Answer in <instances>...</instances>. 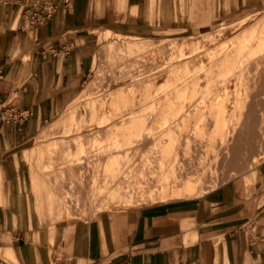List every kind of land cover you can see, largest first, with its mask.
Here are the masks:
<instances>
[{"label":"crops","instance_id":"1","mask_svg":"<svg viewBox=\"0 0 264 264\" xmlns=\"http://www.w3.org/2000/svg\"><path fill=\"white\" fill-rule=\"evenodd\" d=\"M32 1L0 0V264H264V161L197 196L59 219L39 210L40 166L23 165L82 89L101 32L200 33L264 0H52L53 17L29 27Z\"/></svg>","mask_w":264,"mask_h":264},{"label":"rangeland","instance_id":"2","mask_svg":"<svg viewBox=\"0 0 264 264\" xmlns=\"http://www.w3.org/2000/svg\"><path fill=\"white\" fill-rule=\"evenodd\" d=\"M263 24H264V2L262 5H254L251 9H248L246 11H238V12L231 13L228 15H223L221 16V18L216 20L211 26H207L204 29H202L200 33H193L191 31L177 32V33H174L168 36L144 38V37H138V36H133V35L120 34V33L113 32L111 30H106L104 32H101L100 37H99L98 48L94 54L93 69L90 75L88 76V78L86 79V81L84 82L82 89L78 92L76 97H74L60 111L59 115L56 118H54L50 122L44 123L41 126L38 133L35 134L34 137L29 141L30 148L25 151V154L23 156L24 158L23 165L24 166H40L39 173H41V176H43L46 182L49 183V186L45 185V182L43 183L40 180L38 173L34 170L32 171V176H33L32 178H33V185H34L33 188L38 195V199H39L38 203H39L40 212L46 211V214L50 218L59 219L64 216H75V215H83V214L95 215L102 209L138 207V206L155 203L158 201H165V200L184 198V197H192V196H197L212 188H215L220 183H222L223 181L227 180L228 178L232 176L238 175L242 172L244 173V170H241V169L240 170L239 169L229 170V168L232 166H236V167L243 168V169L247 168V169H250V172H251L255 166H258L260 162L264 161V151H263L264 150V138L261 139L264 136V130H263L264 129V95H263L264 85H262L264 83L263 81L264 80V69H263L264 65H262L264 64V55H263L264 47L262 48V50H256V51H259L258 55L260 56L262 55L261 57L263 59L260 56L256 57L254 54L257 55V53H255V50L253 47L255 36L249 35V33L248 34L246 33L248 35V38H246L247 35H244V33L245 31L248 32L255 28L256 30L257 29L259 30L261 29ZM242 35L243 37L244 36L246 37H244L243 39ZM240 36H241V39L247 41L245 42L247 44H246V47H243L239 52L237 51L235 53L236 56L238 55L236 57L237 62L238 60H240V62L237 64L239 66L235 65L236 63L234 64L231 63V64L234 65L236 70L234 69L233 65H232L233 67L232 68L231 64L229 63L223 66L221 65L222 67L220 66V64H218L216 65L217 66L216 67L215 59L219 61L221 59V55H222L221 53H224L226 50L231 48L230 41L232 42L233 40L240 38ZM197 39H201L203 41H208V39H210V41L206 44L204 48L196 50V52L192 48L188 49L186 47L187 41L189 43H194ZM228 43H229V47L227 46ZM129 44L133 45L134 49L133 48L130 49ZM225 46H227V49ZM221 47L223 48L222 49L223 51L219 52ZM187 50H190V52L182 56V54ZM252 50H253V53H251ZM203 52H206L207 55L205 53L203 54ZM218 53H220L219 56H217ZM192 54L194 55V57ZM249 55L252 56L251 60L253 59V57H255L253 59L254 61H251L249 59L250 58ZM189 56L192 58L198 57L196 59L195 65L193 64L190 65L188 64V62H186L189 59H191L189 58ZM214 57H220V58L217 59ZM255 61H258V62L255 63ZM203 63H205V65L207 66V67L204 66L206 70H204L205 68L203 69V65H202ZM210 64H212V66ZM251 64H252V67H251ZM212 67L214 69L218 68V69H215L217 73L215 72V70L211 72ZM230 67L232 70L233 69L234 70L231 71ZM208 68L210 69L208 70ZM223 68L225 69L226 73L223 71ZM237 68L239 71L237 70ZM258 68H259V71H257ZM260 68H262L263 77H261L262 75H261ZM165 70H167L165 81H163L161 84H157L156 82H155L156 84L148 83L149 81L151 80L153 81V79L155 80V78H158V73H162L163 71L165 72ZM177 70H179L180 72L177 75L178 78L174 74V72L177 73ZM195 71L200 73L199 78H202V81H199V83L197 82L198 85L197 83H194V82L193 84H190L192 83L190 80L193 81V78L195 76L193 74L194 73L197 74ZM205 71L208 73L206 74ZM222 71L225 74L228 73L229 76L233 72V75L230 76L231 80L229 76L227 77L228 74L225 75L223 74ZM241 71L242 73L246 72V75L242 74ZM153 73H155L156 75ZM218 73L220 74V76L215 78L218 75ZM255 73L256 75H254ZM211 74H213L215 77H212L213 75ZM222 74L224 78L222 77ZM248 74L250 75L249 77L251 79L247 77ZM182 75L186 76L187 78H190L188 79L189 80L188 83L190 82L189 83L190 85L186 82L187 78L186 77L183 78L184 76ZM236 75L238 76V79H236L235 77ZM243 75L245 76V78L243 77ZM180 76L182 77V79H185L186 81L185 80L182 81V79H180L181 78ZM192 76L193 78H191ZM209 76H211L212 78ZM255 76L256 78L252 79V77H255ZM174 77H176L175 78L176 82H175ZM226 77L228 80L226 79ZM240 77L241 78L243 77V78L239 79ZM232 79L236 81L233 84L234 85L233 91H234V95L236 96L233 99V101H231L230 103L231 111H229V113L226 115L227 125L224 128L218 130L215 126H213L214 122L216 121L215 115H209V114H210V111L213 110L212 108L213 105H216L218 102L219 103L222 102V100H219V95L221 96V94H225L228 91H230L231 88H233L230 86L231 84H229L232 81ZM178 80L179 81L181 80V81L179 82ZM253 80H256L257 83ZM171 81L173 84L171 83ZM208 81L209 82L211 81L210 82L211 84ZM254 82L256 85L253 84ZM203 83H204V86L205 85H207V87L211 86L210 88L205 87V90H203L204 92L206 91L205 94H203L202 90L198 91L201 88L204 89V86L201 85ZM217 83H219L218 85L220 87L215 85ZM181 84H183L182 86L186 87V89L181 87ZM250 84L251 86L255 85L258 87H256L255 89V87L254 86L251 87ZM191 85H194L193 87L194 90L192 87L189 88V86ZM87 87L92 88L93 89L92 92L91 90L89 91L90 93L86 92L85 89ZM122 88L127 89L129 91L131 98H130V101L128 100V102H124V104L123 103L121 104L123 105V107L122 106L120 107L121 110L119 109L120 110L119 113L121 114L123 112L124 113L122 115L120 114L119 115L122 116L123 119L120 120L121 117L118 116L117 114L114 116L115 122L123 121L125 119L124 116H126V119H128L129 115H131L132 113H135L134 115L137 118L142 119L143 123L146 122V124L149 127V130H151L152 127L153 129L150 133L151 137L150 136L146 137L145 135L146 137L145 138L144 134H140L141 136L143 135V137H141L140 135H138L139 133L138 134L135 133L137 137H135V134L133 133H130L124 137L126 140L125 142H127L128 144L127 145L128 147L124 146V148L121 149V151H124V152L120 151L122 154H120L119 152L118 153L120 155L116 153L118 154L117 155L118 157H120L121 155L122 156L125 155V161L117 165L115 164L116 166L119 167L118 169L119 173H120V170L122 169L120 173L121 176L118 177V179L120 178V180H117V182L119 183V186L121 187V189L123 190L130 189L131 190L130 193L133 191L132 195L134 198L132 197V200H133L132 202H123V203H117V204L110 203L109 204L108 198H109L110 191H109L108 185L110 186V184L108 182V177L106 176L107 175L106 172L108 171L109 158L111 157L112 153L114 152L113 150L115 149L112 147L113 145H111V150L109 149L110 148L109 144H111L113 140L109 138L107 136V132H105V128H107L108 126L104 128L101 127L103 129L101 128L99 129V127L88 124V123H91L88 120L92 117L88 112L89 109L87 105L88 103L91 104L92 101L100 102L101 100L104 103V108L106 109L107 108L106 98L108 97L107 94H109L112 90H118ZM162 88L165 89V91H163ZM213 88H217L216 89L217 91ZM181 89H183L182 92H181ZM171 90H173L174 93ZM184 90H188V91L184 92ZM239 90H241L242 92H239ZM155 91L158 92L160 95L158 93L155 94L156 93ZM167 91H168L167 94L164 93ZM189 91H191V93ZM179 92L184 93V94L186 92H189L190 96L188 94L184 95L181 93L179 95ZM193 92L195 94V95L193 94L195 97L192 95ZM211 92L216 93V94H211L212 96L209 98L208 94H210ZM252 94L254 95V97ZM243 95L245 98L243 97ZM250 95H252V97H250ZM158 96H160L159 97L160 101H159V98L157 99ZM213 96L214 97L216 96L215 97L216 99ZM238 98H239V101H237ZM172 99H176V100L172 101ZM180 99H183L184 102L183 100H180ZM169 100L170 102L172 101L175 104L176 103L177 104L176 105L173 104L175 106L173 105L171 106V104H168L170 102H167ZM217 100L219 101L217 102ZM165 101H166L167 106L164 103ZM156 102H158L159 104L158 103L156 104ZM178 102H180L179 105H178ZM237 102L244 104L243 112L241 113V115H239L240 113L239 104ZM247 102H248V106L246 105ZM253 102L255 105L252 104ZM210 103L211 105L209 107L208 104ZM180 104H181V108H180ZM192 104L196 106H193ZM199 104L200 106H202V108L199 106ZM155 105H157L158 108H156ZM161 106H163L164 108ZM169 106H171L170 110L173 107L175 108L174 110H176V112L177 110L179 112L175 113V111L171 110L172 113L171 115H169V113L171 112L169 111V108H168ZM246 106L249 108H247ZM254 106H256V108ZM83 107L86 108L84 112L83 110H81ZM187 108H189L190 110ZM158 109L168 110L169 113L167 111V114H160L159 116L156 114V110L158 111ZM234 109H235V112L233 111ZM125 111H127V113ZM131 111L132 113H130ZM181 111H183V113H180ZM201 111H204L206 114L201 115L200 114ZM69 112L76 113V114L74 113V117L72 121H67V118L69 117L66 114ZM232 113L234 116L232 115ZM246 114L248 115L250 114L251 116L250 115L248 116ZM234 117H236L235 120H233ZM117 118H118V121L116 120ZM165 118L167 120H165ZM199 118L200 120H203L204 122L203 127H200L198 125L200 121ZM249 118L251 119L249 120ZM173 121L176 122L177 124L181 123L182 125L180 124L179 126H175L176 123H174ZM67 122H71L72 124L68 126V131L63 133L61 128L59 129L57 128V126L60 123H67ZM81 122L85 123L86 125L88 124V125L82 128L79 125V128H78L77 126L78 124H81ZM209 122L211 124H209ZM191 123L193 125L195 123L196 126L195 125L193 126ZM176 128L178 129L179 133ZM98 130H102V131H98ZM233 130H236V131L233 133ZM240 130L243 134L242 133L238 134ZM227 132L229 133L227 134ZM244 132H246L245 137H243ZM252 132L255 134L253 135ZM172 134L173 136L176 137L175 139L172 136ZM62 135H66V136L68 135V137H62ZM187 135L188 137H186ZM129 136H132L133 138L135 137V139L137 138L138 142L137 140L135 142V139L132 141L131 137ZM171 136L175 140L176 143L174 142L173 139H171ZM227 137H228V140H227ZM169 139L173 141V143L170 142ZM218 139L221 141H218ZM240 139L241 141L243 139V142H241ZM245 140L247 141L244 142ZM234 142L235 144H233ZM52 143H53V146H51L50 149H48V151L53 152V157L51 158L52 161L50 163H47L46 162L48 160L47 158L48 156L46 155L47 146H49ZM139 143H144V144L141 145ZM225 143H226V148H225V145H223ZM160 144L161 145L163 144V145L161 146ZM240 144L242 145L240 146ZM138 145H140L141 147H139ZM105 149H107L106 150L107 154L105 155V158L107 160L105 159L104 161L103 160L104 158H102V156L99 157L98 154L99 152H101V150H105ZM174 153L176 154V163L172 161V158H174L172 156L173 155L175 156ZM165 154H166V157H164ZM61 155H64L67 159H69V161L66 163H61L60 162ZM107 155L108 156L110 155V156L106 157ZM161 155H163V157H161ZM44 157L47 158V159H44L45 161L43 160ZM159 158L161 160L162 159L165 160L167 158L168 159L165 161H161ZM157 159H159L160 161ZM177 159L179 160L178 162L179 164L182 162L180 165L177 163L178 161ZM254 159L255 160L257 159L258 162L256 161V163H254L255 162ZM133 160L134 162H132ZM173 160H175V158ZM73 161L74 162L79 161L80 166L79 165L76 166V164L75 166L71 165ZM171 161L173 162L172 164L170 163ZM184 161H186V164L184 163ZM203 162H205V164H203ZM198 163L201 165H199ZM46 164L48 165L46 166ZM173 164L174 166L176 164L175 167L177 169L174 168ZM187 165H191V166H187ZM196 172L200 173L203 176V179L205 180L202 181L201 185L199 186L198 190L195 193L182 194V195L174 194L173 195V193L169 192V191L181 188L182 182L184 183L185 179L188 176L194 175ZM251 182H252L251 179L248 178V183H251ZM178 183L180 185H178ZM139 193L140 195H138ZM141 193L143 195H141ZM154 193H157V194L155 195ZM139 196L140 197L142 196L144 198L142 197L139 198ZM150 196L154 198H150ZM145 197H147V199ZM59 205L63 207L60 209V211H59V208L57 209ZM65 205L66 207H64ZM70 209L72 211L71 213H70Z\"/></svg>","mask_w":264,"mask_h":264},{"label":"bare ground","instance_id":"3","mask_svg":"<svg viewBox=\"0 0 264 264\" xmlns=\"http://www.w3.org/2000/svg\"><path fill=\"white\" fill-rule=\"evenodd\" d=\"M255 28V27H254ZM250 30V29H249ZM249 33V35H254L255 37V40H254V45H253V47H254V50H255V53H257V55L256 54H254L256 57L257 56H260V55H258V52L259 51H256V50H262V48L264 47V24H263V26L261 27V29H257L256 30V28L255 29H252L251 31H248V32H246L245 31V33H244V35H247V34ZM241 35V34H240ZM238 36V35H237ZM239 37V36H238ZM244 37H246V36H244ZM244 37H243V35H242V38L244 39ZM237 38V37H236ZM246 38H248V35H247V37ZM243 39H241V36H240V38H238V39H236V40H233L232 42L230 41V46H231V48L230 49H228V50H224L225 52L224 53H221L222 55H221V59L218 61V60H216L215 59V66L216 65H218V64H220V66L222 65H226L227 63H229V64H231V63H236L235 65H237L239 62H240V60H238V62H237V60H236V57L238 56H236L235 55V53L238 51H240L243 47H246V44L247 43H245V42H247L246 40H243ZM210 41V39H208V41H203V40H201V39H197L194 43H189L188 41H187V48L189 49V48H192L193 50H195V52H196V50H199V49H202V48H204L205 46H206V44L208 43ZM252 42V41H251ZM227 45V44H226ZM223 46V45H222ZM228 47H229V43H228V45H227ZM227 46H225L226 47V49H227ZM129 48L130 49H132L133 48V45H131V44H129ZM186 48V49H187ZM250 48V47H249ZM248 48V49H249ZM134 49V48H133ZM223 48L221 47L220 48V50H219V52L220 51H223L222 50ZM246 49V48H245ZM244 50V49H243ZM250 50V49H249ZM188 52H190V50H187V51H185L183 54H182V56L183 55H185L186 53H188ZM194 52V51H193ZM202 52V51H201ZM206 54V52H203V54ZM251 53H253V50H252V52ZM219 54L220 53H218V55L217 56H219ZM249 54V53H248ZM193 55V54H192ZM207 55V54H206ZM263 55H264V53H263ZM262 56V55H261ZM260 56V57H261ZM193 57H194V55H193ZM213 57V56H212ZM250 57V58H249ZM249 57H247V58H249L250 60H251V57L252 56H250L249 55ZM187 58V57H186ZM189 58H191V59H189L188 61H186V62H188V64H193V65H195V62H196V59L198 58H192V57H190L189 56ZM201 58V57H200ZM210 58V57H209ZM214 58H220V57H214ZM240 58V57H239ZM255 57H253V59H254ZM262 58V57H261ZM185 59V58H184ZM251 60V61H254V60ZM260 59V58H259ZM263 59V58H262ZM185 61H183V62H185ZM218 61V62H217ZM258 61H260V60H258ZM258 61H255V63L256 62H258ZM262 62H263V60H262ZM222 63V64H221ZM241 63H242V61H241ZM240 63V64H241ZM249 63H250V61H249ZM187 64V63H186ZM213 64H214V62H213ZM233 64H231V67H232V65ZM184 65H185V63H184ZM183 65V66H184ZM203 65V69L205 68L204 66H206L205 65V63H203L202 64ZM208 65V64H207ZM211 66H212V64H210ZM242 65V64H241ZM262 65H264V64H262ZM187 66V65H186ZM220 66H218V67H220ZM221 66V67H222ZM237 66H239V65H237ZM243 66V65H242ZM246 66V65H245ZM254 66V65H253ZM207 67V66H206ZM210 67V66H209ZM214 67V66H213ZM212 67V68H213ZM217 67V66H216ZM231 67H230V70L231 71H233L234 69L236 70V68L234 67V65H233V67H234V69L232 70L231 69ZM232 67V68H233ZM241 67V66H240ZM240 67H239V69H240ZM251 67H252V64H251ZM256 67V66H255ZM254 67V68H255ZM211 68V72L212 71H214L215 69H218V68H213L212 69ZM165 69V68H164ZM210 68H208V70H209ZM221 69V68H220ZM263 69H264V67H263ZM204 70H206V68L204 69ZM207 70V71H208ZM237 70H238V68H237ZM260 70H261V75H262V68H260ZM166 71L167 70H165V72L163 71L162 73H158V78H155V80L153 79V81L151 80V81H149L148 83L149 84H153V83H157V84H161L163 81H165V79H166ZM173 71H174V69H173ZM202 71V70H201ZM220 71V70H219ZM223 71L226 73V71H225V69L223 68ZM222 71V72H223ZM229 71V70H228ZM239 71V70H238ZM248 71H250V70H248ZM247 71V72H248ZM257 71H259V68H258V70ZM171 72V71H170ZM191 72V71H190ZM196 72V71H195ZM210 72V73H211ZM215 72H216V70H215ZM221 72V71H220ZM223 72V74H225ZM235 72V71H234ZM178 73H180L179 72V70H177V73H175L174 72V74L176 75V77H177V75H178ZM194 73V72H193ZM197 74H193V75H195L194 76V78H193V76L191 77V78H193V81L192 80H190L192 83H190V84H193V82L194 83H199V81H202V78H199V74L200 73H198V72H196ZM205 73L207 74L208 72H206L205 71ZM214 73V72H213ZM217 73V72H216ZM240 73V72H239ZM241 73H242V71H241ZM240 73V74H241ZM259 73V72H258ZM153 74H155V73H153ZM173 74V75H174ZM206 74H205V76H206ZM223 74H222V77H223ZM228 74V73H227ZM227 74H225V75H227ZM242 74H244V75H246V72L245 73H242ZM241 74V75H242ZM250 74V73H249ZM248 74V76L247 77H249L250 75ZM156 75V74H155ZM189 75V74H188ZM210 75V74H209ZM211 75H213V74H211ZM216 75V74H215ZM231 75H233V72H232V74ZM230 75V76H231ZM243 75V77L245 78V76ZM254 75H256V73L254 74ZM182 76H184V75H182ZM191 76V75H190ZM189 76V77H190ZM218 76H220V74L218 73V75L215 77L214 75L212 76V77H215V78H217ZM229 76V74L227 75V77ZM229 76V78H230V80H231V77ZM252 76H253V74H252ZM260 76V75H259ZM176 77H174V79L176 78ZM181 77V76H180ZM186 76H184L183 78H185ZM209 77H211V76H209ZM211 77V78H212ZM227 77H226V79H227ZM236 77V79H238V76L236 75L235 76ZM242 77V78H243ZM258 77V76H257ZM261 77H263V75L261 76ZM154 78V77H153ZM178 78V77H177ZM187 78V77H186ZM204 78V77H203ZM210 78V79H211ZM220 78V77H219ZM224 78V77H223ZM222 78V79H223ZM241 77L239 78V79H242ZM250 78V77H249ZM255 79L256 78V76L255 77H252V79ZM151 79V78H150ZM180 79H182V77L180 78ZM188 79H190V78H187L186 80L185 79H182V81L183 80H185L187 83H188ZM210 79H208V80H210ZM214 79V78H213ZM212 79V80H213ZM251 79V78H250ZM148 80V79H147ZM228 80V79H227ZM247 80H248V78H247ZM247 80H246V82H247ZM256 80H258V79H256ZM256 80H253V81H255L256 82ZM179 81V80H178ZM181 81V80H180ZM179 81V82H180ZM218 81V80H217ZM219 81H220V79H219ZM222 81V80H221ZM238 81V80H237ZM241 81V80H240ZM245 81V80H244ZM264 81V80H263ZM175 82H176V79H175ZM186 82H184V83H186ZM209 82V81H208ZM207 82V83H208ZM211 82V81H210ZM209 82V83H210ZM230 82V81H229ZM236 81L235 80H233L232 79V81L229 83V84H231L230 86L231 87H233V88H231L230 89V91H228L227 93H225V94H221V96L219 95V100H222V102H218L219 100H217V104L216 105H213V110L212 111H210V114L209 115H215V119H216V121L214 122V124H213V126H215L218 130H220V129H222V128H224L226 125H227V118H226V115L229 113V111H231V108H230V103H231V101H233V99L235 98V96L236 95H234V83H235ZM255 82L253 83V84H255ZM260 82V81H259ZM258 82V83H259ZM147 83V84H148ZM155 83V84H156ZM171 83H172V81H171ZM188 83V84H189ZM198 83H197V85H198ZM207 83H205V84H207ZM213 83V82H212ZM222 83V82H221ZM220 83V84H221ZM238 83V82H237ZM239 83H241V82H239ZM245 83V82H244ZM257 83V82H256ZM146 84V83H145ZM173 84V83H172ZM175 84V83H174ZM189 84V85H190ZM211 84V83H210ZM219 83H217V84H215V85H217V86H219L218 85ZM228 84V85H229ZM247 84V83H246ZM251 84H252V82H251ZM251 84H250V86H251ZM177 85V84H176ZM183 84H181V87H183L182 86ZM200 85V84H199ZM201 85H203L204 86V83L203 84H201ZM241 85V84H240ZM242 85H244V84H242ZM256 85V84H255ZM255 85H252V86H254L255 87V89H256V87H258V86H255ZM262 85H264V83L262 84ZM202 86V87H203ZM208 86H209V84H208ZM230 86H229V88H230ZM247 86V85H246ZM249 86V87H250ZM251 86V87H252ZM124 87V86H123ZM145 87V86H144ZM152 87H154V86H152ZM190 87H194V85H191V86H189V88ZM197 87V86H196ZM195 87V88H196ZM205 87H207V85H205L204 86V89H202L201 88V86H200V88L201 89H199L198 91H203V90H205ZM211 87V86H210ZM210 87H207V88H210ZM216 87V86H215ZM220 87V86H219ZM120 88V87H119ZM146 88V87H145ZM144 88V89H145ZM159 88V87H158ZM183 88H185L186 89V87H183ZM198 88H199V86H198ZM228 88V89H229ZM261 88V87H260ZM163 89V88H162ZM173 89V88H172ZM180 89V88H179ZM178 89V90H179ZM213 89H217V88H213ZM253 89V88H252ZM254 89V90H255ZM262 89V88H261ZM91 90V92H92V88H90V87H87L86 89H85V91L86 92H89ZM131 90H133V89H131ZM158 90V89H157ZM182 90L183 89H181V92H182ZM191 90V89H190ZM193 90H194V88H193ZM192 90V91H193ZM206 90H208V89H206ZM209 90H211V89H209ZM218 90H219V88H218ZM160 91V90H159ZM163 91H165V89H163ZM172 92H173V90H171ZM185 91H188V90H184V92ZM217 91V90H216ZM216 91H214V92H216ZM224 91V90H223ZM226 91V90H225ZM145 92V91H144ZM149 92V91H148ZM156 92V91H155ZM171 92V93H172ZM181 92H179V95H180V93ZM190 93H191V91H189ZM189 92H186L185 94H190ZM206 92V91H205ZM205 92L203 91V94H205ZM239 92H242L241 90H239ZM252 92V91H251ZM90 93V92H89ZM158 92H156L155 94H157ZM161 93V92H160ZM164 93H168V91L167 92H164ZM174 93V92H173ZM202 93V92H201ZM143 94V93H142ZM154 94V95H155ZM159 94V93H158ZM181 94H184V93H181ZM184 94V95H185ZM194 94V92L192 93V95ZM207 94V93H206ZM211 94H216V93H210V94H208L209 96V98L212 96ZM239 94V93H238ZM249 94H251V93H249ZM108 95V97L106 98V106H107V108L105 109L104 108V103L100 100V102L98 101V102H94V101H92L91 102V104H89L88 103V105H87V107H88V109H89V114L91 115V117L92 118H90L88 121L89 122H91V123H88V124H91V125H94V126H96V127H99V129L101 128V127H107V128H105V132H107V136L109 137V138H111L112 140H113V142L111 143V144H109V149L111 150V145H113L112 147L115 149V150H113L114 152L112 153V155H111V157L109 158V161H108V171L106 172L107 173V177H108V182H109V184H110V186L108 185V188H109V204L110 203H115V204H117V203H123V202H132L133 200H132V197H133V191L130 193V189L129 190H123V189H121V187L119 186V183L117 182V180H120V178L118 179V177H120L121 175H120V173H121V170H120V173H119V171H118V169H119V167L118 166H116L117 164H119V163H121V162H123V161H125V155L124 156H120V157H118L117 155L120 153V154H122L121 152H124V151H121V149L122 148H124V146H126V147H128L127 145V142H125L126 140H125V136L126 135H128V134H130V133H133V134H138V135H140V134H144V137H145V135H146V137H149L151 134V131H152V129H153V127H152V129L151 130H149V127H148V125L146 124V122H142V119H139V118H137L134 114L135 113H132V111L130 112V113H132L131 115H129L130 116V118H129V116H128V119H126V116H124L125 117V119L123 120V121H118V118L116 119L118 122H115V120H114V116L115 115H117L118 114V116H120V115H122L121 113H119L120 112V107L122 106L123 107V105H121L122 103L124 104V102H128V100L130 101V98H131V96H130V93H129V91L127 90V89H124V88H122V89H118V90H112L109 94H107ZM134 95V94H133ZM160 95V94H159ZM195 95V94H194ZM193 95V96H194ZM241 95V94H240ZM253 95V94H252ZM252 95H250V97H252ZM257 95V94H256ZM264 95V94H263ZM169 96V95H168ZM174 96V95H173ZM190 96V95H189ZM192 96V97H193ZM246 96V95H245ZM160 96H158L157 97V99L159 98ZM170 97V96H169ZM179 97V96H178ZM185 97V96H184ZM191 97V98H192ZM195 97V96H194ZM206 97V96H205ZM214 97V96H213ZM216 97V96H215ZM214 97V98H215ZM217 97H218V95H217ZM243 97H244V95H243ZM253 97H254V95H253ZM190 98V99H191ZM241 98H242V96H241ZM245 98V97H244ZM157 99H156V101H157ZM204 99V98H203ZM216 99V98H215ZM250 99V98H249ZM132 100V99H131ZM171 100V99H170ZM170 100L169 101H167V102H170ZM173 100H176V99H172V101ZM178 100H179V98H178ZM180 100H183V99H180ZM247 100V99H246ZM159 101H160V98H159ZM170 102V103H168V104H171V106L173 105V104H175L174 102ZM205 101V100H204ZM237 101H239V98L237 99ZM249 101H251V100H249ZM248 101V102H249ZM253 101H254V99H253ZM161 102H162V100H161ZM160 102V103H161ZM183 102H184V100H183ZM189 102V101H188ZM211 102V101H210ZM248 102H247V106H248ZM132 103V102H131ZM130 103V104H131ZM158 102H156V104H157ZM165 103V105H166V101L164 102ZM179 103L180 102H178V105H179ZM190 103V102H189ZM194 103V102H193ZM196 103V102H195ZM212 103H213V101H212ZM238 103V102H237ZM159 104V103H158ZM177 104V103H176ZM175 104V105H176ZM182 104V103H181ZM181 104H180V108H181ZM197 104V103H196ZM239 104V111H240V113H239V115H241V113L243 112V108H244V104H241V103H238ZM252 104H254V102L252 103ZM85 105V104H84ZM128 105V104H127ZM163 105V104H162ZM164 105V106H165ZM175 105H173V106H175ZM193 105V104H192ZM191 105V106H192ZM210 105H211V103L210 104H208V106L210 107ZM255 105V104H254ZM125 106V105H124ZM156 106V108H158L157 107V105H155ZM159 106V105H158ZM167 106V105H166ZM171 106H169L168 108H169V111H171V110H173V111H175V113H178L179 111L177 110V112H176V110H174L175 108H173L172 107V109L170 110V108H171ZM185 106V105H184ZM188 106V105H187ZM193 106H196V105H193ZM199 106H200V104H199ZM204 106V105H203ZM207 106V107H208ZM246 106V107H247ZM161 107H163V106H161ZM178 107V106H177ZM190 107V106H189ZM201 108H202V106H200ZM206 107V108H207ZM236 107H237V105H236ZM255 108H256V106H254ZM164 108V107H163ZM183 108V107H182ZM191 108V107H190ZM215 108V109H214ZM247 108H249V107H247ZM246 108V109H247ZM85 107H83L81 110H83V112L85 111ZM120 109V110H119ZM166 109V108H165ZM187 109H189V108H187ZM194 109V108H193ZM245 109V110H246ZM251 109V108H250ZM253 109V108H252ZM129 110V109H128ZM143 110H144V108H143ZM181 110H183V109H181ZM190 110V109H189ZM188 110V111H189ZM195 110V109H194ZM193 110V111H194ZM198 110H200V109H198ZM202 110V109H201ZM209 110H211V109H209ZM249 110V109H248ZM136 111V110H135ZM134 111V112H135ZM167 111L168 110H162V109H158V111L156 110V114L157 115H159L160 116V114H167ZM169 111H168V113H169ZM186 111V110H185ZM192 111V112H193ZM197 111V110H196ZM234 112H235V109L233 110ZM232 111V112H233ZM236 111H237V109H236ZM253 111V110H252ZM72 112H73V110H72ZM72 112H69V113H67L66 115L69 117V118H67V121H72L73 120V117H74V113H72ZM82 112V111H81ZM126 113H127V111H125ZM207 112H209V111H207ZM171 113H172V111L169 113V115H171ZM180 113H183V111H181ZM186 113V112H185ZM189 113V112H188ZM198 113V112H197ZM245 113V112H244ZM255 113H256V111H255ZM76 114V113H75ZM120 114V115H119ZM138 114V113H137ZM154 114V113H153ZM190 114V113H189ZM200 114L201 115H204V114H206L204 111H201L200 112ZM235 114V113H234ZM168 115V116H169ZM173 115H175V114H173ZM191 115V114H190ZM208 115V114H207ZM232 115H233V113H232ZM231 115V116H232ZM236 115H237V113H236ZM245 115V114H244ZM246 115H248V114H246ZM250 115V114H249ZM248 115V116H249ZM255 115V114H254ZM158 116V117H159ZM182 116V115H181ZM187 116H189V115H187ZM234 116V115H233ZM251 116V115H250ZM121 117V119L120 120H122L123 118H122V116H120ZM154 117V116H153ZM166 117V116H165ZM202 117V116H201ZM163 118V117H162ZM172 118V117H171ZM182 118V117H181ZM235 118L236 117H234V119L233 120H235ZM245 118V117H244ZM251 118H249V120H250ZM165 120H167L166 118H165ZM182 120H184V119H182ZM181 120V121H182ZM189 120V119H188ZM192 120H193V118H192ZM199 120H200V118H199ZM198 120V121H199ZM210 120V119H209ZM144 121V120H143ZM213 121V120H212ZM232 121V120H231ZM242 121H244V120H242ZM148 122V121H147ZM164 122H166V121H164ZM174 122V121H173ZM194 122V121H193ZM211 122V121H210ZM209 122V124H211ZM235 122H237V121H235ZM247 122V121H246ZM79 123V122H78ZM112 123H114V124H112ZM174 123H176V122H174ZM244 123V122H243ZM72 123L71 122H67V123H60L58 126H57V128H61V130L63 131V133L64 132H66V131H68V126L69 125H71ZM87 124V125H88ZM150 124V123H149ZM181 123H176L175 124V126H179ZM192 124V123H191ZM230 124H231V122H230ZM233 124V123H232ZM79 125L81 126V128L82 127H84V126H87L85 123H82L81 122V124H78V128H79ZM182 125V124H181ZM193 125V124H192ZM192 125H190V126H192ZM194 125H195V123H194ZM193 125V126H194ZM200 127H203L204 126V122H203V120H200L199 121V124H198ZM208 125V124H207ZM235 125H236V123H235ZM240 125V124H239ZM244 125V124H243ZM112 126H113V128H112ZM152 126H153V124H152ZM196 126V125H195ZM206 126V125H205ZM211 126V125H210ZM111 127V128H110ZM161 127V126H160ZM181 127V126H180ZM183 127V126H182ZM103 128H101V129H103ZM155 128V127H154ZM175 128V127H174ZM195 128V127H194ZM207 128V127H206ZM213 128V127H212ZM230 128V127H229ZM96 129V128H95ZM177 129V128H176ZM182 129V128H181ZM188 129V128H187ZM241 129H243V128H241ZM53 130V129H52ZM60 130V131H61ZM156 130V129H155ZM186 130V129H185ZM228 130H230V129H228ZM245 130V129H244ZM264 130V129H263ZM97 131V130H96ZM98 131H102V130H98ZM104 131V130H103ZM150 131V132H149ZM177 131H178V129H177ZM196 131V130H195ZM236 130H233V133L235 132ZM243 131V130H242ZM153 132H155V131H153ZM172 132H174V131H172ZM182 132V131H181ZM206 132V131H205ZM211 132V131H210ZM219 132V131H218ZM101 133V132H100ZM170 133V132H169ZM178 133H179V131H178ZM229 132H227V134H228ZM231 133V132H230ZM239 133H242L241 132V130H240V132H238V134ZM246 132H244V136L243 137H245V134ZM253 133V132H252ZM136 134H135V137H137L136 136ZM157 134V133H156ZM156 134H154V135H156ZM226 134V135H227ZM243 134V133H242ZM255 133H253V135H254ZM261 134V133H260ZM153 135V134H152ZM159 135V134H158ZM175 135V134H174ZM215 135V134H214ZM224 135V134H223ZM251 135V134H250ZM141 136V135H140ZM169 136H170V134H169ZM172 136H173V134H172ZM172 136H171V139H173L172 138ZM228 136V135H227ZM249 136V135H248ZM247 136V137H248ZM62 137H68V135L66 136V135H62ZM129 137H131V140L133 141L134 139H135V137L133 138L132 136H129ZM139 137V136H138ZM141 137H143V135L141 136ZM145 137V138H146ZM151 137V136H150ZM174 137V139L176 138L175 136H173ZM186 137H188V135L186 136ZM235 137V136H234ZM238 137H239V135H238ZM254 137V136H253ZM262 137V136H261ZM108 138V139H109ZM133 138V139H132ZM168 138V137H167ZM241 138V137H240ZM252 138V137H251ZM264 138V136L261 138V139H263ZM64 139V138H63ZM62 139V140H63ZM154 139V138H153ZM173 139V140H174ZM225 139V138H224ZM230 139V138H229ZM236 139V138H235ZM130 140V139H129ZM130 140V141H131ZM136 140H137V138L135 139V142H136ZM145 140V139H144ZM170 140V139H169ZM177 140H179V139H177ZM186 140H188V139H186ZM185 140V141H186ZM227 140H228V137H227ZM254 140V139H253ZM131 141V142H132ZM141 141V140H140ZM218 141H221V140H219L218 139ZM240 141H241V139H240ZM247 140H245L244 142H246ZM110 142V141H109ZM135 142H134V144H135ZM137 142H138V140H137ZM156 142V141H155ZM168 142V141H167ZM170 142H172L173 143V141H171L170 140ZM174 142H175V140H174ZM241 142H243V139H242V141ZM263 142V141H262ZM153 143V142H152ZM169 143V142H168ZM168 143H166V144H168ZM176 143V142H175ZM174 143V144H175ZM221 143V142H220ZM238 143V142H237ZM251 143V142H250ZM57 144V143H56ZM139 144H144V143H139ZM170 144V143H169ZM228 144V143H227ZM233 144H235V142L233 143ZM233 144H232V146H233ZM263 144V143H262ZM131 145V144H130ZM129 145V146H130ZM133 145V144H132ZM161 145V144H160ZM163 145V144H162ZM161 145V146H162ZM173 145V144H172ZM223 145H225V148H226V143L225 144H223ZM242 144H240V146H241ZM246 145V144H245ZM51 146H53V143L52 144H50L49 146H47V151H46V155L48 156L47 158H48V160L46 161L47 163H50L51 161H52V157H53V152H50V151H48V149H50V147ZM136 146H137V144H136ZM139 147H141L140 145H138ZM219 146V145H218ZM228 146V145H227ZM231 146V147H232ZM256 146V145H255ZM165 147V146H164ZM185 147V146H184ZM222 147V146H221ZM220 147V148H221ZM131 148H132V146H131ZM134 148V147H133ZM171 148V147H170ZM220 148H219V150H220ZM262 148V147H261ZM136 149V148H135ZM161 149V148H160ZM174 149V148H173ZM107 149H105V150H101V152H99V157H101L102 156V158H104L103 160L105 161V155L107 154V151H106ZM139 150V149H138ZM170 150V149H169ZM248 150H250V149H248ZM121 151V152H120ZM133 151V150H132ZM131 151V152H132ZM168 151V150H167ZM166 151V152H167ZM174 151V150H173ZM264 151V150H263ZM262 151V152H263ZM119 152V153H118ZM128 152V151H127ZM130 152V151H129ZM161 152V151H160ZM242 152V151H241ZM116 153H118V154H116ZM209 153V152H208ZM119 154V155H120ZM162 154V153H161ZM175 154V153H174ZM178 154V153H177ZM185 154V153H184ZM163 155H164V153H163ZM163 155H161V157H163ZM227 155V154H226ZM55 156V155H54ZM110 156V155H109ZM108 155L106 156V157H109ZM170 156V155H169ZM124 157V158H123ZM164 157H166V154H165V156ZM172 157H174L175 158V160H173L174 158H172V161L174 162V163H176V154H175V156L173 155ZM46 157H44L43 158V160L44 159H47ZM135 158V157H134ZM60 162L61 163H66V162H68L69 161V159H67L64 155H61L60 156ZM101 159V158H100ZM131 159V158H130ZM160 159V158H159ZM159 159H157V160H159ZM168 159V158H167ZM167 159H165V160H167ZM201 159V158H200ZM107 160V159H106ZM161 160V159H160ZM159 160V161H160ZM165 160H161V161H165ZM170 160H171V158H170ZM178 160V159H177ZM234 160V159H233ZM255 160V159H254ZM45 161V160H44ZM72 161V160H71ZM158 161V162H159ZM170 162L171 164L173 163V162ZM187 161V160H186ZM186 161H184V163L186 164ZM256 161H257V159L255 160V162L254 163H256ZM79 162V161H78ZM78 162H72V164L71 165H74L75 166V164H76V166L77 165H79L80 164V162L78 163ZM132 162H134V160L132 161ZM169 162V161H168ZM179 162V160L177 161V163ZM189 162V161H188ZM233 162V161H232ZM258 162V161H257ZM162 163V162H161ZM182 163V162H181ZM180 163V164H181ZM207 163V162H206ZM116 164V165H115ZM126 164V163H125ZM179 164V163H178ZM179 164V165H180ZM190 164H192V163H190ZM199 164V163H198ZM203 164H205V162H203ZM213 164V163H212ZM48 164H46V166H47ZM129 165V164H128ZM133 165V164H132ZM183 165V164H182ZM181 165V166H182ZM199 165H201V164H199ZM219 165V164H218ZM238 165V164H237ZM44 166V165H43ZM49 166H50V164H49ZM80 166V165H79ZM159 166V165H158ZM160 166H161V164H160ZM167 166V165H166ZM171 166V165H170ZM173 166H174V164H173ZM175 166H176V164H175ZM174 166V168L175 169H177L176 167ZM185 166V165H184ZM187 166H191V165H187ZM193 166H194V164H193ZM251 166V165H250ZM171 168V167H170ZM174 171V170H173ZM165 172V171H164ZM176 172V171H175ZM180 172V171H179ZM166 173V172H165ZM164 173V174H165ZM161 174H162V172H161ZM173 174V173H172ZM62 175V174H61ZM175 175V174H174ZM212 175V174H211ZM160 176V175H159ZM209 176V175H208ZM215 177V176H214ZM171 178V177H170ZM205 178V177H204ZM176 179V178H175ZM163 180H164V178H163ZM205 179H203V176L200 174V173H198V172H196L194 175H191V176H188L186 179H185V182L183 183L182 182V187L181 188H179V189H175V190H172V191H169V192H171V193H173V195L174 194H177V195H182V194H192V193H195L197 190H198V188H199V186L201 185V183H202V181H204ZM214 180V179H213ZM79 181V180H78ZM119 182H121V181H119ZM164 183V182H163ZM167 184V183H166ZM215 184V183H214ZM82 185V184H81ZM120 185H121V183H120ZM178 185H180L179 183H178ZM124 186V185H123ZM166 186V185H165ZM80 187V186H79ZM82 187V186H81ZM111 188V189H110ZM166 188H168V187H166ZM170 188V187H169ZM163 189V188H162ZM166 190V189H165ZM169 190H171V189H169ZM127 192H129V193H127ZM160 192V191H159ZM151 194V193H150ZM149 194V195H150ZM155 195L157 194V193H154ZM162 194V193H161ZM138 195H140V193L138 194ZM137 195V196H138ZM141 195H143L142 193H141ZM160 196V195H159ZM142 197V196H141ZM140 196H139V198H141ZM157 197H158V195H157ZM157 197H155V198H157ZM134 198V197H133ZM142 198H144V197H142ZM146 199H147V197H145ZM150 198H154V197H152V196H150ZM107 199V200H108ZM49 200H50V198H49ZM152 200V199H151ZM157 200V199H156ZM106 204V203H105ZM64 207H66V205L64 206ZM59 208V211H60V209L61 208H63L62 206H60L59 205V207H57V209ZM61 216V215H60Z\"/></svg>","mask_w":264,"mask_h":264},{"label":"built area","instance_id":"4","mask_svg":"<svg viewBox=\"0 0 264 264\" xmlns=\"http://www.w3.org/2000/svg\"><path fill=\"white\" fill-rule=\"evenodd\" d=\"M56 12V4L52 0H34L25 4L22 20L25 26H36L50 20Z\"/></svg>","mask_w":264,"mask_h":264}]
</instances>
